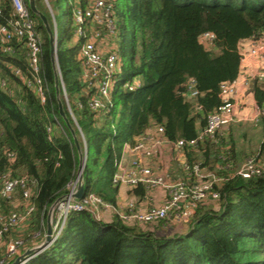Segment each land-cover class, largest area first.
Segmentation results:
<instances>
[{
    "label": "trees",
    "instance_id": "obj_1",
    "mask_svg": "<svg viewBox=\"0 0 264 264\" xmlns=\"http://www.w3.org/2000/svg\"><path fill=\"white\" fill-rule=\"evenodd\" d=\"M49 3L52 12L36 0L50 28L56 27V57L68 105L60 99L80 148L86 151L85 193L93 192L115 207L118 186L111 178L123 146L133 145L155 125L163 127L169 141L185 142L186 163H199L200 154L204 159L200 167L212 169V148L207 136L198 139L196 125L203 128L206 115L220 105V84L237 77L239 42L264 30V0H113L116 23L121 20L130 33V43H124L130 50L125 61L117 48L122 81L110 93L111 105L100 113L89 108L90 93L79 80L73 12L88 0ZM31 15L42 34L41 67L48 91L41 104L14 74L12 68L27 73L22 40L11 43L12 54L0 49V215L17 211L14 204L24 201L19 187L2 194L4 175L24 178L32 190L34 186L28 203L34 206L38 229L52 202L69 192L78 156L58 114L48 36L40 19ZM206 32L213 34L210 45L200 41ZM190 80L198 91L194 98L186 94ZM134 81L138 86L133 90L124 86ZM252 92L261 106L264 80H253ZM257 158L264 160V141ZM226 175L215 187L218 199L201 203L183 234L169 233L175 225L164 220L131 224L114 214L104 222L86 211L73 212L51 246L25 264H264V171L250 177ZM133 193L142 196L144 187L138 184Z\"/></svg>",
    "mask_w": 264,
    "mask_h": 264
},
{
    "label": "built area",
    "instance_id": "obj_2",
    "mask_svg": "<svg viewBox=\"0 0 264 264\" xmlns=\"http://www.w3.org/2000/svg\"><path fill=\"white\" fill-rule=\"evenodd\" d=\"M6 6H9L7 11ZM73 18L75 34L79 38L78 58L81 65L79 80L82 81L85 90L90 93L88 99L89 108L96 113H100L111 105L110 93L120 84L119 73L122 61L117 53V47L113 43L109 49L103 50V46L100 43L101 39H103L102 36H106L107 33L109 37L113 36L114 40H117L113 0H88L85 7H78L74 10ZM96 25H101L105 29H103L104 32L97 31ZM15 39L22 40L26 49L27 73L22 75L20 68H12L13 72L15 75L20 76L25 85L34 92L40 103L43 104L47 97L48 87L41 67L42 34L37 30L36 22L25 0H0V49L3 53H14L15 49L11 43ZM200 41L205 45H210L213 41V34L209 32L203 33ZM238 51L241 64L249 57H264V30L257 37L240 41ZM55 72L59 80V96L68 105L67 94L58 65H56ZM256 78L264 80V67L256 74ZM235 85V79L231 82L220 84L218 96L221 103L206 115L205 125L198 134V139H202L204 136H212L223 127L237 120L234 118L236 107L233 97ZM124 86L129 90H133L138 86V83L134 81ZM186 94L190 98L198 95L192 80L186 86ZM68 113L76 124L74 113L70 109H68ZM256 118L262 122L264 129V103L259 108ZM55 122L60 126L58 119L55 118ZM151 129H153V133L145 132L133 145L124 144L111 181L115 186L125 185L131 188L136 187L138 184L161 187L165 192L164 200L158 205H149L141 211L135 209L133 202H129L125 209L119 210L116 206L114 207L104 202L93 192L85 193L79 199L73 198L71 194L76 187V182L74 181L70 184L69 192L55 199L50 205L52 206V241L62 231L68 216L73 212L86 211L94 219L101 220L102 212L110 209L126 223L149 224L164 220L170 224H175L189 221L201 203L218 199L219 192L215 187L225 181L228 175L203 173L200 163L192 165L184 163L185 178L170 180L165 175L155 173L152 167L142 164L141 158L148 161L153 159L164 145H172L177 149H182L186 145L182 140L171 142L166 139L161 125H155ZM47 130L50 131V128ZM78 132L83 150H85L86 142L83 133L79 128ZM192 143L194 141L187 143V145ZM124 149H129L131 153L137 155L131 161L129 168L122 164ZM263 171L264 160L254 155L248 156L237 164L233 174L250 177L259 175ZM3 178V195H9L19 187L22 189L23 199L25 201L29 200L31 187L26 179L11 178L8 175H4ZM33 213L34 206L28 203L22 210L12 211L8 215H0V253L7 233L21 221L30 218ZM20 243L21 241L17 239L8 242L5 248L6 254H0V264H6V255L15 254Z\"/></svg>",
    "mask_w": 264,
    "mask_h": 264
},
{
    "label": "crops",
    "instance_id": "obj_3",
    "mask_svg": "<svg viewBox=\"0 0 264 264\" xmlns=\"http://www.w3.org/2000/svg\"><path fill=\"white\" fill-rule=\"evenodd\" d=\"M115 45V44H114ZM103 50L109 49L111 46L103 44ZM264 67V57L256 56L246 58L245 61L240 63V71L235 78V93L234 100L236 107L234 111V118L237 120L226 127H223L217 133L212 136H207L209 146L212 148L213 153L209 155V159L212 162L210 165L212 169L204 165L201 167L202 172L206 170H212L219 175H226L232 173L235 166L248 156H257L261 143L264 141V129L262 122L256 117L258 115L259 108L254 100L252 92L253 80H257L256 74ZM262 80H259V82ZM198 134L201 131V126L197 122ZM146 132L153 133V129H148ZM137 155L131 153L129 149H124L122 155V164L129 168L131 161L136 158ZM142 164L152 167L155 173L165 175L170 180H177L185 178L186 173L183 170V164L188 162L186 156V150L184 148L177 149L172 145H164L158 151L153 159L146 160L141 158ZM198 162L204 164V159L199 154ZM217 174V173H216ZM144 187V194L140 197L133 193L131 187L121 185L118 186L116 195V208L123 210L126 208L129 202H133L135 209L138 211L146 209L149 205H158L165 198V192L161 187L142 185ZM34 190V186H33ZM31 188V192H33ZM30 192V193H31ZM28 201H17L14 204L15 210H22ZM12 209V210H14ZM113 211L107 209L102 212L101 220L104 222H110ZM33 215L26 220L25 226L32 228L35 223Z\"/></svg>",
    "mask_w": 264,
    "mask_h": 264
},
{
    "label": "water",
    "instance_id": "obj_4",
    "mask_svg": "<svg viewBox=\"0 0 264 264\" xmlns=\"http://www.w3.org/2000/svg\"><path fill=\"white\" fill-rule=\"evenodd\" d=\"M27 6L30 12L36 15L40 19L44 27V30L46 31L47 36H48L51 65H52V70L54 74V89H55V95L58 101V114L61 117L62 121L64 122L65 126L67 127V129L69 130L72 136L73 144L75 146V149L77 151V156H78L77 176L75 179L76 187H75V191L71 194V196L73 198L79 199L85 194L83 170H84V166L86 162V151H82L80 148L78 137L72 125L70 124L68 117L65 114V111L63 109V104L59 96V80L55 72L56 65H58L57 57H56L57 56L56 54V30H52L50 28V25L48 23L46 16L42 12H40V10H38V8L36 7L35 0H27ZM51 208L52 206L48 208L47 215H46L45 240L36 248L26 249L21 255L16 257V259H14V261L11 264H24L27 260L35 256L36 254L42 252L47 246H49L53 242L51 238V234H52Z\"/></svg>",
    "mask_w": 264,
    "mask_h": 264
},
{
    "label": "rangeland",
    "instance_id": "obj_5",
    "mask_svg": "<svg viewBox=\"0 0 264 264\" xmlns=\"http://www.w3.org/2000/svg\"><path fill=\"white\" fill-rule=\"evenodd\" d=\"M35 3H36V0H35ZM42 4L46 7V9H48L50 12H52L49 0H42ZM36 7H37V5H36ZM101 27H102L101 25H96V30L103 33L104 28L103 27L101 28ZM116 27H117V40L115 41L113 36L109 37L108 36L109 34L107 33L106 36H102L103 39H101L100 43L101 44L102 43L107 44V46H111L113 43H115V47H117L118 50H120V53L122 54V56L123 57L126 56V57H124V59L126 61L127 58L129 57L130 48L127 49L128 47L127 48L124 47V43H125V41L130 43L131 36H130L129 32L125 31L123 22L121 20L117 21ZM53 30H56L55 26H54ZM121 81H122V75L119 73V82H121ZM204 172L209 173L210 171L206 170ZM76 176H77V174H76ZM46 215H47V213H46ZM46 215L44 216V218L42 220H40V227L38 229L35 228L34 226H32V228H29V226H25L24 223L26 222V220H27L26 219V220L18 223V225L15 228H12L7 233V236L5 237V239L3 241V249L0 253L1 255L6 254L5 248H6L9 241H13V240L17 239V240H20L21 243L17 247V249H16L17 251L15 252V254H7L6 255V264H11L14 261V259H16V257L21 255L26 249L36 248L45 240V237H46ZM188 224H189V221H187L186 223H183V222L175 223L174 224L175 227H172L170 229L169 233H171L172 235L176 234V233L177 234L178 233L183 234L188 230ZM60 235H61V232L59 233V235L56 238H58ZM49 246H51V244ZM49 246H47V247H49Z\"/></svg>",
    "mask_w": 264,
    "mask_h": 264
}]
</instances>
